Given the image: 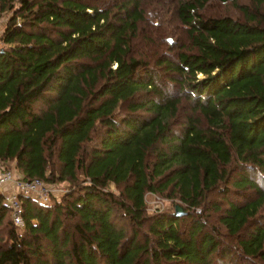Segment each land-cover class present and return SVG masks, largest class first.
Segmentation results:
<instances>
[{
	"label": "trees",
	"instance_id": "16d2710c",
	"mask_svg": "<svg viewBox=\"0 0 264 264\" xmlns=\"http://www.w3.org/2000/svg\"><path fill=\"white\" fill-rule=\"evenodd\" d=\"M209 1L0 0V161L68 183L0 193V264L264 263V0Z\"/></svg>",
	"mask_w": 264,
	"mask_h": 264
},
{
	"label": "rangeland",
	"instance_id": "374dc122",
	"mask_svg": "<svg viewBox=\"0 0 264 264\" xmlns=\"http://www.w3.org/2000/svg\"><path fill=\"white\" fill-rule=\"evenodd\" d=\"M176 0H151V8L150 11H155L157 12V14H159L160 12H163L164 15L168 16V19L171 17V13L169 11H172V5L175 3ZM247 2H250V0H239V3L242 4H247ZM202 11L205 12L206 15L209 16H215V15H237L238 9H236V7L234 5H226V4H222L219 3L217 1H209L206 6L204 8H202ZM9 14V13H8ZM8 14H6V16L0 21V36L2 34V31L6 25L7 22V18L9 17ZM173 19V18H172ZM182 31V30H181ZM181 31H174L175 33H172L170 36H168L170 43H174L176 42V45H180L181 44V38H182V32ZM142 45H144L142 43ZM0 46H2V43L0 42ZM144 48L145 47H141L139 50H137V53L140 52H144ZM202 75H200L201 77ZM13 169L15 172L16 177L21 178L18 175V171L15 169L14 164L11 165L10 169ZM53 190H55V197L59 198L62 196V194L66 193L67 191V187H68V183L67 182H60V183H50ZM112 189L116 190L114 186H112ZM240 201H243V199H240ZM146 202L148 204V211L150 213H154L157 210H168V209H175L177 210V207L180 206L177 201H172L166 198H163L161 196H159L158 194H153V193H148L146 195ZM181 207V206H180ZM258 217H260V221H262L264 223V208L261 210L260 214L258 215ZM206 219H208L209 221V227H218L220 228V221H219V216L218 214H211V216L206 217ZM231 244L235 246H237V242L235 243V241L231 240ZM227 243H229V241H227ZM237 248V251L234 255V257L229 258L226 261V264H248L245 260L244 256H240V252H242V250L238 247H235V249ZM254 263V262H253ZM252 263V264H253ZM255 264H264V263H255Z\"/></svg>",
	"mask_w": 264,
	"mask_h": 264
},
{
	"label": "built area",
	"instance_id": "2783aa9c",
	"mask_svg": "<svg viewBox=\"0 0 264 264\" xmlns=\"http://www.w3.org/2000/svg\"><path fill=\"white\" fill-rule=\"evenodd\" d=\"M0 193L12 211L14 224L19 228L25 227L22 197H32L40 202H50L55 190L50 183L41 179L24 180L16 177L14 170L0 161Z\"/></svg>",
	"mask_w": 264,
	"mask_h": 264
},
{
	"label": "water",
	"instance_id": "95a60500",
	"mask_svg": "<svg viewBox=\"0 0 264 264\" xmlns=\"http://www.w3.org/2000/svg\"><path fill=\"white\" fill-rule=\"evenodd\" d=\"M183 213H184L183 208L180 207V206H178V207H177V210H176V214H177V215H182Z\"/></svg>",
	"mask_w": 264,
	"mask_h": 264
}]
</instances>
